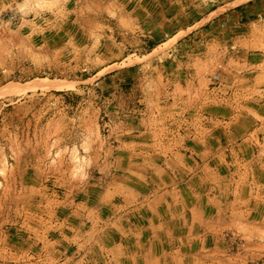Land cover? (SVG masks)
<instances>
[{
	"label": "rangeland",
	"instance_id": "obj_1",
	"mask_svg": "<svg viewBox=\"0 0 264 264\" xmlns=\"http://www.w3.org/2000/svg\"><path fill=\"white\" fill-rule=\"evenodd\" d=\"M0 0V264H264V0Z\"/></svg>",
	"mask_w": 264,
	"mask_h": 264
},
{
	"label": "bare ground",
	"instance_id": "obj_2",
	"mask_svg": "<svg viewBox=\"0 0 264 264\" xmlns=\"http://www.w3.org/2000/svg\"><path fill=\"white\" fill-rule=\"evenodd\" d=\"M244 1H247V0H235L231 4L235 5V4L242 3ZM60 85H61L60 80L46 81L41 78H34L24 83L9 82L0 90V94L2 95L7 94V93L20 94L28 90H35L36 88H39V87L53 88V87L60 86Z\"/></svg>",
	"mask_w": 264,
	"mask_h": 264
}]
</instances>
